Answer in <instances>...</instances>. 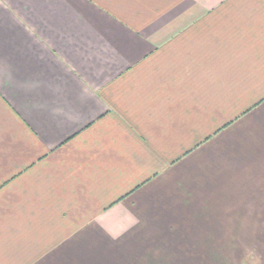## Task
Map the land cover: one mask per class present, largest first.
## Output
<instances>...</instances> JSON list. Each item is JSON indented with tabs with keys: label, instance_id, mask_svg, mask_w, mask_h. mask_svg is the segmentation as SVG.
<instances>
[{
	"label": "crops",
	"instance_id": "0c3cea01",
	"mask_svg": "<svg viewBox=\"0 0 264 264\" xmlns=\"http://www.w3.org/2000/svg\"><path fill=\"white\" fill-rule=\"evenodd\" d=\"M161 225L264 264V0H0V264L195 261Z\"/></svg>",
	"mask_w": 264,
	"mask_h": 264
},
{
	"label": "rangeland",
	"instance_id": "374dc122",
	"mask_svg": "<svg viewBox=\"0 0 264 264\" xmlns=\"http://www.w3.org/2000/svg\"><path fill=\"white\" fill-rule=\"evenodd\" d=\"M163 227L165 229L164 235L161 233L159 235V230L156 228L150 229V231L155 229L152 231L153 237H148L150 232L148 230L146 234L140 233L138 237L140 240H138L137 245H132V252L163 253L166 256L190 253V259L196 258L195 261H190V264H241L238 262L235 252V243L228 245V247L221 244L222 233L223 240H235L237 238L236 225H228V227L223 225V232L221 226L209 229L208 225H181L179 227L161 225L157 229L161 230ZM121 244L123 245V243ZM123 247L118 246V251ZM227 257L228 261L225 260ZM176 259L179 260L177 264H189L188 255H181ZM159 262L162 264L160 260Z\"/></svg>",
	"mask_w": 264,
	"mask_h": 264
}]
</instances>
